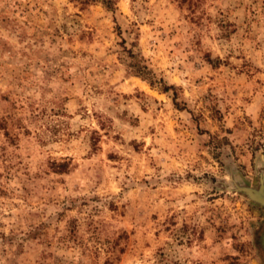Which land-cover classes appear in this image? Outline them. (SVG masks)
Listing matches in <instances>:
<instances>
[{"label":"rangeland","instance_id":"rangeland-1","mask_svg":"<svg viewBox=\"0 0 264 264\" xmlns=\"http://www.w3.org/2000/svg\"><path fill=\"white\" fill-rule=\"evenodd\" d=\"M110 1L0 0V264H264V0Z\"/></svg>","mask_w":264,"mask_h":264},{"label":"water","instance_id":"water-1","mask_svg":"<svg viewBox=\"0 0 264 264\" xmlns=\"http://www.w3.org/2000/svg\"><path fill=\"white\" fill-rule=\"evenodd\" d=\"M231 189L234 192L243 194L251 203L262 207L264 210V173L257 188L242 182L232 181ZM256 246L264 260V220L256 236Z\"/></svg>","mask_w":264,"mask_h":264},{"label":"trees","instance_id":"trees-1","mask_svg":"<svg viewBox=\"0 0 264 264\" xmlns=\"http://www.w3.org/2000/svg\"><path fill=\"white\" fill-rule=\"evenodd\" d=\"M100 2L104 8L110 9L112 7V3L110 0H91ZM133 58V57H130ZM129 68H132L131 72L144 80H150L149 72L147 71L146 67L141 66L138 61L133 59V62L128 65ZM151 82V81H150ZM165 90V89H164Z\"/></svg>","mask_w":264,"mask_h":264}]
</instances>
